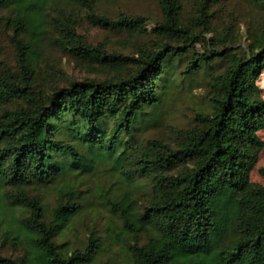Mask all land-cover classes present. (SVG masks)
I'll return each mask as SVG.
<instances>
[{
  "label": "trees",
  "instance_id": "trees-1",
  "mask_svg": "<svg viewBox=\"0 0 264 264\" xmlns=\"http://www.w3.org/2000/svg\"><path fill=\"white\" fill-rule=\"evenodd\" d=\"M214 2L202 0L199 9L201 27L209 33L206 10ZM71 3L86 8L99 27L132 35L146 31L145 18L100 15L91 0H0V9L10 11L6 20L19 69L18 74L0 69V230L19 245L24 242L23 255L15 259L1 253L0 243V264L91 260L94 241L62 252L56 238L81 211L77 176L100 164L113 167L115 160L120 168L113 170L125 178V188L100 198L125 232L147 236L131 247L132 264H264V187L250 181L263 148L257 132L264 127V100L256 82L264 73V20L248 35L242 55L212 50L189 63L188 75L217 58L226 63L209 82L210 114L198 113L195 124L176 131L171 142H139L141 115L158 102L160 79L164 69L175 70L176 50L140 49L130 59L108 53L87 43L77 33L76 18L56 7L55 44L77 65L107 73L103 79H73L64 87L41 85L38 47L47 33V10ZM159 5L163 21L153 34L160 41L181 40L185 51L192 34L181 23V1L159 0ZM93 133L99 141L95 150L94 142L87 143ZM95 152L106 158L94 159ZM136 176L152 182L144 207L134 198ZM29 186L55 187V207L48 210L40 197L29 196ZM15 206L23 213L15 215Z\"/></svg>",
  "mask_w": 264,
  "mask_h": 264
},
{
  "label": "rangeland",
  "instance_id": "rangeland-1",
  "mask_svg": "<svg viewBox=\"0 0 264 264\" xmlns=\"http://www.w3.org/2000/svg\"><path fill=\"white\" fill-rule=\"evenodd\" d=\"M182 4L181 23L191 37V46L180 50L181 40H162L153 34L155 27L163 21L159 0H91L96 12L109 18H116L120 14L140 16L146 19L145 32L132 35L126 31H113L94 25L88 18V10L77 4H58L49 7L46 18V31L42 43L39 45L40 59L37 63L38 83L47 86L55 83L64 87L71 80H81L85 77L103 79L107 71L102 68H86L77 65L56 44V33L53 19L58 16L56 7H61L76 18L77 33L90 45L99 46L108 53H115L128 59L138 57L139 50L157 51L166 47L176 50L171 64L164 69L160 79L158 102L149 106L142 113L139 142L147 140H163L171 142L174 134L179 130H186L195 124L196 115L212 112L213 91L209 84L211 77L220 75L226 69L224 59H214L208 66L191 74H185L186 69L196 56L208 54L217 50L221 54H239L249 45L248 35L257 32L264 20L263 0H216L207 6V18L210 33L203 30L200 24L199 9L202 0H180ZM10 11L0 9V69L12 70L18 74L17 53L12 42L13 29L6 20ZM28 41V36L23 37ZM215 52V51H213ZM109 77V76H107ZM260 95L264 100V73L256 82ZM135 125V124H134ZM133 126V125H132ZM133 130H137L133 126ZM263 142V148L258 160L250 172L253 185L264 187V175L260 170L264 168V127L257 132ZM93 133L87 143L95 150L99 141ZM94 159H104L96 156ZM119 161L100 164L92 173L77 176L76 190L79 193L77 203L82 205L80 213L71 221L69 230L56 238V243L62 245V252L83 248L90 240L94 241L96 253L86 264H132L131 247L145 242V234L131 235L122 229L121 220L104 204L102 197L111 198L118 189H124L125 178L113 168H120ZM80 174V173H79ZM134 198L139 207H144L153 193L152 182L149 178L137 177L132 179ZM55 187L36 188L29 186L26 191L29 196L40 197L46 203L47 209L55 207L57 193ZM81 196V197H80ZM19 206L13 208L15 215L23 213ZM1 253L4 256L18 258L23 255L24 242L13 238L12 234H5L0 230Z\"/></svg>",
  "mask_w": 264,
  "mask_h": 264
}]
</instances>
